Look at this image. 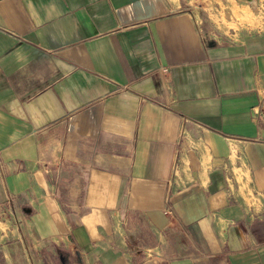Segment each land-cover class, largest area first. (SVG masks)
I'll return each instance as SVG.
<instances>
[{"label":"crops","instance_id":"crops-1","mask_svg":"<svg viewBox=\"0 0 264 264\" xmlns=\"http://www.w3.org/2000/svg\"><path fill=\"white\" fill-rule=\"evenodd\" d=\"M239 4L221 33L211 0H0L25 264H264V0Z\"/></svg>","mask_w":264,"mask_h":264},{"label":"rangeland","instance_id":"rangeland-1","mask_svg":"<svg viewBox=\"0 0 264 264\" xmlns=\"http://www.w3.org/2000/svg\"><path fill=\"white\" fill-rule=\"evenodd\" d=\"M202 4L203 2H199V6L202 7ZM211 4H221L227 8V11L221 14L214 13L215 17L218 18L216 20L220 21L219 31L221 33H228L230 29H238V19L241 21L245 19L252 20L249 6L247 4L238 5V0H211ZM229 10H232V12H228ZM9 229L8 221L0 222V264H25L22 260V248L13 244L14 238L10 234H6Z\"/></svg>","mask_w":264,"mask_h":264},{"label":"water","instance_id":"water-1","mask_svg":"<svg viewBox=\"0 0 264 264\" xmlns=\"http://www.w3.org/2000/svg\"><path fill=\"white\" fill-rule=\"evenodd\" d=\"M249 1H252V0H249Z\"/></svg>","mask_w":264,"mask_h":264}]
</instances>
